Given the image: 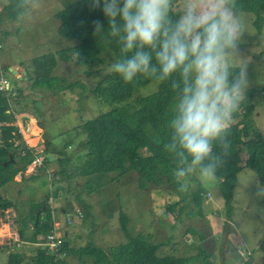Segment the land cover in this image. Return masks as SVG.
<instances>
[{
    "label": "rangeland",
    "instance_id": "374dc122",
    "mask_svg": "<svg viewBox=\"0 0 264 264\" xmlns=\"http://www.w3.org/2000/svg\"><path fill=\"white\" fill-rule=\"evenodd\" d=\"M73 1L76 0H26L25 11L18 20L13 21L5 17L4 6L8 4V0H0L1 63L4 61L8 65L22 62L26 65L39 55L55 52L57 65L52 72L53 77L44 81L43 85L31 87L30 94L25 96V100L35 113L29 117L33 122L38 120L45 126L46 134L42 139L44 149L55 152L52 156L48 151L44 153V156H50L48 166L57 170L58 152H65L69 158L63 165H67V171L71 176L69 179L64 177L59 181L62 191L53 190V195L48 194L50 196L46 204L50 208L53 206L64 209L70 205L68 201H77L76 206L79 208L73 209L72 215L68 214L70 218L67 224L73 225L74 221L76 223L79 219L83 224L78 229L72 227L74 231L78 230L76 231L78 238L74 237L71 244L75 245V248L89 243L109 248L128 244L130 237L142 234L149 237L153 243L160 244L158 250L160 256L188 257L200 252L202 257L193 264H257L263 255L259 241L264 239V186L258 183L255 173L247 167L237 175V184L231 201L234 211L229 217L226 214L220 180L216 176L212 180H201L199 174L194 173L188 191L180 192L179 186L166 181L151 182L148 187H140L139 175L134 170L116 178H112L113 173H99L86 177L78 175L73 164L76 162L77 153L83 149L81 143L86 141L79 124L108 109V106L100 103L90 90L108 72L109 65L106 60L104 64L92 66L94 74L87 78L85 68L74 64L75 61L69 57L66 60L62 59L58 53L73 46L74 41L59 35L57 31L59 20L54 17V13ZM175 1L176 6L185 10V0ZM237 19L238 57L233 66L247 65L249 87L244 101L247 100L253 105L251 122L264 137V25L258 32L253 26L254 14L250 12L240 13ZM157 89L158 82L153 81L139 92L150 94ZM76 106L79 107V112L73 111ZM28 118L26 124L19 120L14 125L19 126L21 132H25V127L30 125ZM237 121L238 118L232 120L233 123ZM69 140L71 143L66 147ZM45 141H48L47 147ZM25 143L34 146L28 140H25ZM139 152L145 156L156 154V151L149 147L139 149ZM240 156L241 159L245 157L243 153H240ZM124 163L126 168L130 169L128 160ZM53 171L54 169L48 170V184L61 178ZM44 179L46 180L45 175H39L34 180L32 185L34 191H41ZM68 180L71 183L69 190L66 189ZM26 187L27 185L22 187V191L25 192L24 199ZM199 188H203L206 194L210 195L204 202L200 201L196 205L192 200L194 199L192 194ZM13 189L11 188L10 198L8 196L7 198L18 197L16 190ZM50 197L52 200L48 201ZM176 201L178 202L176 209L173 213H168L166 209ZM30 209L32 211L34 208L30 206ZM28 211L25 214H28ZM121 211L130 219L128 232L120 229ZM168 231L174 233V237L169 240ZM210 234H213L215 252L211 247ZM201 236L206 238L205 244L209 251L203 249ZM187 241L192 245L190 249L185 246ZM242 249L251 252V256L248 258L249 254L244 251L246 256L242 257ZM50 253L59 258L62 252ZM0 255L5 261V253L0 251ZM74 259L75 264H80L77 258ZM3 261L1 262L0 257V264H3ZM21 264L31 263L28 260H21Z\"/></svg>",
    "mask_w": 264,
    "mask_h": 264
},
{
    "label": "trees",
    "instance_id": "16d2710c",
    "mask_svg": "<svg viewBox=\"0 0 264 264\" xmlns=\"http://www.w3.org/2000/svg\"><path fill=\"white\" fill-rule=\"evenodd\" d=\"M236 3V17L242 12L254 14L253 26L260 32L264 25V0H236ZM26 7V0H8V4L4 6L5 17L16 21ZM184 11L176 6V1L173 0L171 19L175 21ZM54 17L59 20L57 28L59 35L74 41L73 46L58 51V53L62 59L66 60L69 57L75 61L74 64L85 68L87 78L94 74L92 66L98 63L104 64L106 60L110 66L120 58L119 44L114 39L107 35L95 36L93 34V21L101 20L105 25V31H107V22L101 9L92 8L91 0L73 1L56 11ZM56 65L55 52H47L33 58L29 64L24 65L29 72V85L33 87L39 84L40 86L44 84V81L50 80ZM237 69V66H233V71ZM0 71L5 76L1 61ZM153 81L158 82L156 91L150 94L139 92L140 89ZM171 84V80L161 83L155 79L144 77H140L138 83L125 84L122 78L116 74L109 72L104 74L90 91L100 103H105L108 109L79 124L80 131L85 135L86 141L81 143L83 149L77 153L76 162L73 164L78 175L86 177L99 173H113L114 177L112 178H116L134 170L139 175L140 187H148L151 182L162 183L164 181L179 186L173 175L175 163L163 148L170 134L168 124L176 104L177 94L173 92ZM89 87L91 88V86ZM12 91H0V213L15 206L12 200L3 195L1 188L13 181L18 173H23L36 157L42 155L41 165L37 166L33 173L42 169L47 177L48 170L46 168L50 167L47 162L50 161L52 154L55 155L54 151L48 152L50 156L47 157V155L44 156V153L48 150L44 149V151L36 153L33 148L26 146L17 126L13 123L16 112L13 109L12 100L18 97L20 90L18 92L13 87ZM78 108L74 107L73 111L79 112ZM253 110V105L246 100L241 103L239 110L233 115V119L238 118V121L232 122L228 131V155L223 158V162L215 174L221 181V192L228 217L234 211L231 201H233V193L237 184V174L243 168L251 169L255 173L258 183L264 186V137L251 122ZM45 143L47 147L48 141ZM70 143L71 140L66 143V147ZM145 147L155 150L156 154L143 155L139 149ZM223 151L222 147L214 145L213 153L215 155L222 156ZM240 153L245 156L243 159H241ZM57 155L59 167L58 171L55 169L53 171L55 175L58 174L61 177L57 181H61L64 177L69 179L71 175L67 171V165H63L64 162L67 163L68 155L65 152H58ZM125 160L130 163V169L126 168ZM70 185L68 180L67 190L70 189ZM51 187L54 190L62 191L60 184L57 185L55 181V184L50 185V188L47 189L44 201L35 204L34 209L28 213L33 222L29 241H37L39 237H45L54 227L57 207L52 210L46 204V200L50 196L48 194L53 191ZM205 194L206 191L199 188L192 194L193 202L196 205L200 201L204 202ZM54 195L57 194L54 193ZM82 204L84 203L82 202ZM177 205V201L173 202L166 211L173 213ZM120 221L122 225L120 229L128 232L130 219L125 212H120ZM24 234L25 231L20 229L18 235L24 237ZM148 238L139 234L136 237H130L129 243L125 245L102 248L89 243L73 248L69 246L67 239L62 237V245L59 248V251L62 252L61 257L57 258L56 255L50 253V250H43L32 256L30 263L68 264V258L75 255L80 264H188L202 257L200 252L190 257L160 256L158 255L160 244L153 243ZM203 238V236L200 237L201 240ZM259 248L263 255L257 264H264V239L259 241ZM249 253L248 258L251 256V252ZM6 264H21L20 252L9 253Z\"/></svg>",
    "mask_w": 264,
    "mask_h": 264
},
{
    "label": "clouds",
    "instance_id": "9594fccd",
    "mask_svg": "<svg viewBox=\"0 0 264 264\" xmlns=\"http://www.w3.org/2000/svg\"><path fill=\"white\" fill-rule=\"evenodd\" d=\"M173 0H91L101 9L93 21L95 36L107 35L119 44L120 58L109 67L125 84L140 77L172 81L175 110L163 148L174 163L180 192L191 176L212 180L228 155V131L233 115L246 99L247 65L233 71L238 57L239 21L236 0H185V11L170 17ZM214 145L224 149L213 153Z\"/></svg>",
    "mask_w": 264,
    "mask_h": 264
},
{
    "label": "crops",
    "instance_id": "0c3cea01",
    "mask_svg": "<svg viewBox=\"0 0 264 264\" xmlns=\"http://www.w3.org/2000/svg\"><path fill=\"white\" fill-rule=\"evenodd\" d=\"M3 66H4V75L6 78L9 80L10 84L12 85V88H16V90H20V94L18 95L17 98H13L12 106L14 111L16 112V117L14 119L13 123L18 122L19 120L22 121L24 124L28 122L27 118L29 116L32 117L34 115V111L31 110L30 104L25 100V96L30 94L31 90V85H29V72L26 70L24 64L22 62H13L12 64L6 63L3 61ZM19 92V91H18ZM30 118V125L25 127V132H21L19 129V126H17V129L21 135L22 140L25 143V140H28L31 142V145H34L33 147L26 146L33 148V150L38 153L44 151V146H43V137L45 136V126L41 123L40 121L37 120V122H33V119ZM25 120H24V119ZM28 118V119H29ZM39 144L41 147H39ZM148 147H145V149ZM51 152V151H48ZM53 155V154H52ZM43 156V155H42ZM41 156V157H42ZM43 159V157H42ZM37 169V166L33 165L32 163L27 167V169L23 173H18L13 181H11L9 184L3 186L1 190L3 191V195L5 197L11 196V188L16 190L17 196L14 197V199H10L14 203V208H9L6 209L4 213H0V251H3L6 255L5 261H3L2 255L1 257V262L3 261V264L7 263V257L9 253L13 252H20V259L23 260H28L30 263V258L32 256H35L37 253L42 252L43 250H48L46 245L43 243L44 242V237H39L37 241H29V237L32 234V217L29 218L28 214H25L28 210L29 207L43 202L44 199L46 198V193L47 189L50 188V185H54L55 181L52 184H48V178L46 177V180L44 179V187H42L41 191H34L33 189V183L34 180L39 176H46V173L40 169L36 173H33L34 170ZM55 168L53 167H47L46 170H53ZM238 175V174H237ZM238 178V177H237ZM47 181V182H46ZM221 182V181H220ZM59 181H57V185H59ZM12 185V186H11ZM26 198H23V194L25 192L22 191V187L26 186ZM69 186V185H68ZM11 187V188H10ZM44 189V190H43ZM192 199V198H191ZM193 200V199H192ZM203 202V201H202ZM69 206L67 208L61 209L60 207H57L56 213H55V219H56V226L63 235L69 242V246L75 248L76 246L71 244L72 239L75 237L78 238V234L76 231L72 229V227L75 229V227L78 229V227H82L83 221L79 219L72 225H68L66 222V213H71L73 209L79 208L76 206L77 201H68ZM84 206V204H82ZM63 207V206H62ZM81 209V208H80ZM31 210V209H30ZM28 211V213L30 212ZM84 213L85 211L82 210ZM64 214V216H62ZM72 214V213H71ZM173 222V221H172ZM20 229H23L25 231L24 237H20L18 235V232ZM170 235L168 236V240L172 239L174 237V233L168 231ZM205 237L201 240V244L203 245V248L206 249L207 251V245L205 244ZM210 243L212 250L215 252V242L213 238V234H210ZM166 240V241H168ZM157 242V240H154ZM43 243V245L41 244ZM103 243V242H102ZM158 243V242H157ZM185 245V242H184ZM81 246V245H80ZM187 248L190 249L191 243L186 242L185 245ZM205 246V247H204ZM191 251V250H190ZM193 256V255H190ZM189 256V257H190ZM75 257H69L68 258V264H75L73 261L76 262L74 259ZM196 262V261H195ZM194 262H190L188 264H193Z\"/></svg>",
    "mask_w": 264,
    "mask_h": 264
},
{
    "label": "built area",
    "instance_id": "2783aa9c",
    "mask_svg": "<svg viewBox=\"0 0 264 264\" xmlns=\"http://www.w3.org/2000/svg\"><path fill=\"white\" fill-rule=\"evenodd\" d=\"M0 48H1V45H0ZM7 90H8V92L12 91V85L10 84L9 80L5 76L2 75V73L0 71V91L5 92ZM12 93H14V91H12ZM41 162H42V157L40 156V157H36L32 164L35 166H40ZM51 189L54 190L53 187H51ZM209 195L210 194L207 193L206 195H204L203 198L206 200ZM51 200H52V198L50 197V200H48V201H51ZM54 208L55 207L51 206L52 210ZM69 218H70V216L67 214L66 215V222L67 223L69 222ZM72 218H73V216H72ZM53 224H54V227L52 228L51 232L48 233L44 237L43 243L46 245L47 249L50 250V252H54L55 254H58L59 248L62 245V235L60 234V232L56 226V222H53ZM244 251L246 252V250L241 251V254L243 257L246 256V255H244V253H245ZM246 254L250 255V253L248 251L246 252Z\"/></svg>",
    "mask_w": 264,
    "mask_h": 264
}]
</instances>
